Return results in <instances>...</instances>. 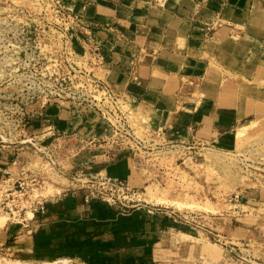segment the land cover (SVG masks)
<instances>
[{
  "label": "rangeland",
  "instance_id": "374dc122",
  "mask_svg": "<svg viewBox=\"0 0 264 264\" xmlns=\"http://www.w3.org/2000/svg\"><path fill=\"white\" fill-rule=\"evenodd\" d=\"M244 2L253 5L251 22L264 27V0ZM59 8L56 0H0V160H5L1 157L5 152L13 161L19 154L22 166L17 174L0 170V182L10 176L13 183L25 171L23 189L14 186L21 196L0 195V217L6 215L0 225V264H91L77 256L76 245L47 258L10 246L17 235L46 223L40 219L38 202L50 203L73 190H79L73 195L81 198L91 193L120 215L134 209L143 214L145 219L136 224L159 234L152 237L150 232L141 239L154 245L150 253L154 264H264V120L244 126L245 132L238 128L232 147L195 144L161 151L157 147L171 139L157 120L159 111L147 98L111 82L109 61L92 65L94 42L104 54L102 43L81 16L70 9L59 13ZM243 35L251 38L245 29ZM260 44L250 54L256 58L250 60L262 56L254 93L263 97L264 40ZM82 68H92L113 89L141 143L145 140L154 148L149 156L142 155L146 149L140 144L130 145L122 136L109 141L114 132L107 123L81 121V116L99 117L84 99L96 93L91 81L81 76ZM44 85L48 89L42 92ZM56 114L61 119L56 117L54 125L45 120ZM55 137L61 141H53ZM126 146L135 149L131 151L136 163L127 161L130 173L122 175L119 163L111 161L127 152ZM95 151L98 163L90 156ZM109 165V170L117 165L118 173L107 171ZM171 210L180 215L177 220L170 217ZM251 221L255 222L251 232L237 235L236 225ZM135 228L130 229L132 234ZM63 253L67 255L55 257Z\"/></svg>",
  "mask_w": 264,
  "mask_h": 264
},
{
  "label": "crops",
  "instance_id": "0c3cea01",
  "mask_svg": "<svg viewBox=\"0 0 264 264\" xmlns=\"http://www.w3.org/2000/svg\"><path fill=\"white\" fill-rule=\"evenodd\" d=\"M64 4L81 16L102 43L111 82L147 98L159 111L157 120L164 125L171 141L192 140L212 147H232L238 128L264 120V96L254 93L262 56L256 62L250 60L256 58L250 56L251 51L259 50L264 40V27L251 22L252 3L64 0ZM243 29L251 38L244 37ZM56 117L61 119L56 114L45 120L54 125ZM80 119L86 120L85 123L99 121L85 116ZM59 138L61 141V137L53 141ZM97 153L90 154L96 161ZM1 157L5 160H0V170L17 174L22 167L19 154L15 162L9 160L6 152ZM112 160L119 163L120 173L117 165L110 170V165L106 166V170L114 175L130 173L127 161L136 163L130 151ZM113 208L98 198L85 202L71 193L64 194L47 203L45 211L40 212L39 218L47 220L46 223L17 235L10 246L26 248L33 254L37 252L38 258H47L66 246L76 245L77 256L91 264H154L150 254L154 245L142 241L151 231L136 224L145 219L143 214L140 216L134 209L120 215ZM169 212L173 220L180 217L174 210ZM240 223L234 230L237 235L251 232L255 224ZM135 225L132 234L130 229ZM155 230L150 236L158 238ZM41 250L49 253H39Z\"/></svg>",
  "mask_w": 264,
  "mask_h": 264
},
{
  "label": "built area",
  "instance_id": "2783aa9c",
  "mask_svg": "<svg viewBox=\"0 0 264 264\" xmlns=\"http://www.w3.org/2000/svg\"><path fill=\"white\" fill-rule=\"evenodd\" d=\"M56 2L59 3L60 6V10L58 9L59 13L61 11L64 10V13H66L67 11H69V9L63 5L64 4V0H56ZM76 25H72V27L74 28ZM82 29H84V26L81 27ZM94 49H95V53L94 56H91L90 59L92 61V65L98 67V66H103L105 65V63L108 61L107 56H105L103 54V51L101 50V46L99 43H97L96 41L94 42ZM81 71V76L84 78H87L88 80L91 81V85L93 87V91L96 93L95 95H90L92 96L90 99H88V96L85 97V100H89L90 104L98 110L99 113V120L100 122H105L107 123L109 126L112 127V130L114 132V134H112V137H108L109 141L111 138V141L114 142L116 141L117 138L119 137H123V140L126 141V143L132 145L133 142L140 144V146H142V148H145L146 150H144L142 153L143 156H149L150 155V151L149 150H154L153 147H149L146 144V141L144 140V144H142V140L141 138H139L136 134L135 131L133 130V127L131 126L129 119L126 115V113L124 111H122L120 109L119 106V102L118 99L116 98V94L113 92V89L110 88V86L108 84H105L104 80H102L100 77H98L94 71L87 68H82ZM46 89H48L46 87V85L43 86V89L41 88L40 90L42 92H44ZM120 135V136H117ZM160 139H165V137L163 136H159ZM132 142V143H131ZM165 142V141H163ZM134 144V143H133ZM195 144H199L196 143L195 141H187L185 143H181V142H176V141H169V143H163L160 144V146H158L157 148H159L161 151L162 149H165L167 147H171L172 149L174 148H192L195 147ZM135 145V144H134ZM163 145V146H162ZM128 147V146H126ZM45 149H47V146H44ZM151 148V149H150ZM36 149L39 151H42L41 148H38V146H36ZM131 149H134L133 146L128 147V151H130L131 153H135L134 150L131 151ZM137 149H139V146H137ZM48 150V149H47ZM159 150V151H160ZM137 153V152H136ZM135 157V156H134ZM15 162V161H14ZM25 173L24 170L21 171V176L18 177V179H16L15 182H11V180L13 178H11L10 176L7 179H3L0 182V195H6V198H9L10 195L13 196V198L15 199L16 197H19L22 195V191L18 190V189H14L15 185L17 184V186H20L21 189H23L24 187V176L23 174ZM112 179V178H110ZM114 182H120L122 184L121 180L118 179H113ZM79 191V190H78ZM77 190H73L71 191L72 194H77L78 193ZM92 194L91 193H86L84 194L83 200L85 202H89L92 199ZM237 196V195H236ZM41 206H40V210L43 211L45 209V202L40 201L38 202ZM9 206V202L7 203ZM2 202L0 203V209L3 208L1 207ZM5 207V206H4ZM38 211V209H35ZM186 217L185 219H189V216L186 215L184 216ZM189 221V220H187Z\"/></svg>",
  "mask_w": 264,
  "mask_h": 264
},
{
  "label": "bare ground",
  "instance_id": "6f19581e",
  "mask_svg": "<svg viewBox=\"0 0 264 264\" xmlns=\"http://www.w3.org/2000/svg\"><path fill=\"white\" fill-rule=\"evenodd\" d=\"M255 122V121H254ZM251 125V124H250ZM250 125H247V127L248 126H250ZM244 126H246V125H244ZM244 128H246V127H243L242 129H243V131L245 132L246 131V129H244ZM1 218L3 219V220H1ZM5 218H6V215H1V217H0V225L1 224H3V222L5 221ZM45 264H47V263H45Z\"/></svg>",
  "mask_w": 264,
  "mask_h": 264
}]
</instances>
